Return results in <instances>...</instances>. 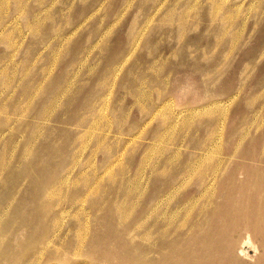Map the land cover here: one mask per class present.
<instances>
[{"label":"rangeland","instance_id":"obj_1","mask_svg":"<svg viewBox=\"0 0 264 264\" xmlns=\"http://www.w3.org/2000/svg\"><path fill=\"white\" fill-rule=\"evenodd\" d=\"M0 264H264V0H0Z\"/></svg>","mask_w":264,"mask_h":264},{"label":"bare ground","instance_id":"obj_2","mask_svg":"<svg viewBox=\"0 0 264 264\" xmlns=\"http://www.w3.org/2000/svg\"><path fill=\"white\" fill-rule=\"evenodd\" d=\"M219 106V105H218ZM192 112V111H191ZM245 138V137H244ZM161 244V243H160ZM159 248H160V245H159ZM162 249H164V248H162Z\"/></svg>","mask_w":264,"mask_h":264}]
</instances>
